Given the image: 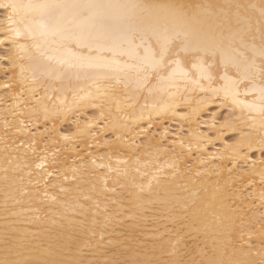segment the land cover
Listing matches in <instances>:
<instances>
[{"label": "snow or ice", "instance_id": "obj_1", "mask_svg": "<svg viewBox=\"0 0 264 264\" xmlns=\"http://www.w3.org/2000/svg\"><path fill=\"white\" fill-rule=\"evenodd\" d=\"M0 48V61L8 62L10 79L21 86L14 93L12 84L0 85L18 110L11 113L19 119L16 131L36 129L31 141L23 142V153L12 157L11 171L22 173L12 179L23 182L26 176L54 210L71 208L83 217L60 212L66 223L58 246L37 245L35 257L16 258L22 254L6 240L0 264H86L116 216L133 220L149 213L167 221L170 234L162 243L131 251L124 264H264V0H0ZM217 101L223 111L212 117L223 123L216 138L231 130L238 139L221 140L223 150L211 154L227 161L215 174L246 163L244 147L258 145L262 155L260 170L252 173L259 186L252 179L244 182L252 187L247 197L227 182L197 179L205 173L196 168L193 175L187 163L193 149L203 153L211 142L191 128L193 118L198 122L199 112ZM88 107L98 114L83 124L73 121L75 132L58 129L62 117ZM176 116L189 129L182 124L170 141L173 147H167V128L160 140L148 129ZM4 120L7 150V115ZM104 134L112 138L101 142ZM141 134L147 144L137 143ZM61 140L63 149L50 147ZM80 144L105 154L97 158L88 152L85 158L77 151ZM66 151H77L80 163L73 159L69 165ZM198 159L203 164L208 157ZM4 171L8 180L9 169ZM69 179L72 183H65ZM109 181L119 186V196L106 195L117 191ZM248 199L259 204H246ZM253 240L260 242L256 252ZM237 252L249 258L240 259Z\"/></svg>", "mask_w": 264, "mask_h": 264}, {"label": "bare ground", "instance_id": "obj_2", "mask_svg": "<svg viewBox=\"0 0 264 264\" xmlns=\"http://www.w3.org/2000/svg\"><path fill=\"white\" fill-rule=\"evenodd\" d=\"M181 2H191L198 3L203 2V0H181ZM235 3L249 4V3H259V0H232ZM2 53V54H1ZM4 54V49L0 48V55ZM18 72V70H17ZM12 77V72L9 70L7 61H0V85L8 82L13 85L14 93H19L20 85L15 79H10ZM59 88L61 87L60 81L51 82ZM59 95V93H55ZM69 98H71V91L67 92ZM7 99V104L4 100ZM23 99L28 101L27 92L24 93ZM14 101L12 95H6V90L0 86V258L5 256L6 240L8 244L16 245V249L22 256H17L16 258H26L35 257L39 255V250H37V245H42L43 248H49L50 246L55 248L58 246V237L62 234L63 229L61 224L66 223L62 219L60 212H66L68 216H75L77 219H83L82 216H78V210L72 211L71 208L60 209L56 211L44 199L43 189L40 193H37L33 185L28 184V178L25 176L23 182L18 178L13 180L12 177L16 175L19 177L22 173H13L12 168L15 167V160L12 157L17 154H22L25 150L26 144L23 142H30L31 132H35V127L29 125V131L23 133L17 132L16 129L20 127L19 119L14 117L11 113L13 111H18L12 107ZM23 107V105H21ZM7 109V111H5ZM98 109L88 107L86 109L80 110V112L69 113L67 118H61L58 122V129L61 131H67L69 134L75 132L76 125L73 123L75 120H79L81 124L92 118V114H98ZM223 111L219 108V101L216 103L207 104L198 114L197 118H193L191 123V128L193 130H198L197 135L202 136L205 141L211 140L210 143L204 144L205 151L203 153H197L195 149L193 152L188 154L187 163L193 167V175L196 168H200L202 172L205 173L203 177H197V179H204L210 185H214L217 180L223 185L225 182L230 187L240 188L247 197L248 193L252 190L251 185L245 186L244 182L252 179L255 181L256 185L259 186V176H253V172H258L260 170L259 161L262 159L261 152L258 145L249 150L247 147L242 149V155L246 154L248 156L247 162H240V168L234 169L232 173H229L228 169L220 170V175H216V171L219 166L227 163V161L213 160L211 157L212 153L219 155L218 150H223L224 144L221 143H233L234 139H238L236 133L231 130L224 132L221 139H217V133L220 130V125L223 123L222 117L217 118L216 121L213 120L212 114L214 112ZM7 115L9 129H8V148L6 150L5 143L3 140L5 131V120L4 117ZM156 119V118H154ZM145 127H147V121L142 122ZM215 123V128L212 127ZM184 125L185 131L189 129V123L180 120L179 116L168 117L162 121L154 123L148 132L155 137L156 140H160V134L165 128L169 130L168 137L166 138V146L173 147L170 141L177 139V132L181 125ZM139 131V129H137ZM40 131H43V126L41 125ZM99 133V129H96ZM101 142L103 139H111L110 134H104L103 137H99ZM13 139L16 143H13ZM59 140V136H57ZM137 143L147 144L148 139H146L144 134H141L137 138ZM94 142L90 141V144ZM65 142L60 141L57 145H50V147H56L63 149ZM39 147H43L40 145ZM77 151L80 155L87 158L88 152H93L97 154V158L105 154L103 148H98L95 146H86L80 144ZM77 151H66L62 154L69 157L67 163L69 165L73 164V159L75 163H80V158L77 157ZM141 151H143L141 149ZM204 155L208 159L201 164L199 162L198 156ZM6 160H12L11 163H6ZM116 157H113V164H115ZM256 162V167L252 168V162ZM8 168L7 173L9 179L5 180V168ZM232 165L229 164L228 168ZM247 171V175L245 174ZM51 179H55L52 177ZM65 183H72L71 179ZM109 185L116 187V192H109L108 196H119L121 190L118 185H113L112 181H109ZM49 191H55L54 189H49ZM246 204L258 205L259 202L254 199L246 200ZM247 210V209H246ZM167 221L162 219H157L154 214L149 213L143 218L129 220L124 216H116L112 221V227L104 234V239L100 243L98 250L88 252L86 256V264L91 262V264H124V261L130 259L131 251L141 249L143 246L151 247L153 244L158 242H163L162 237L166 234H170L171 226L166 229ZM247 239V237H245ZM96 240H100L99 234L96 236ZM187 244H193L192 240H187ZM242 243V242H241ZM253 244L256 247L253 248V252L259 250L260 242L258 240H253ZM246 248L247 245H244ZM87 251V250H86ZM15 255V253H14ZM237 257L240 259H248L244 253L237 252ZM252 259H259L258 256L251 257Z\"/></svg>", "mask_w": 264, "mask_h": 264}, {"label": "rangeland", "instance_id": "obj_3", "mask_svg": "<svg viewBox=\"0 0 264 264\" xmlns=\"http://www.w3.org/2000/svg\"><path fill=\"white\" fill-rule=\"evenodd\" d=\"M2 54V53H1Z\"/></svg>", "mask_w": 264, "mask_h": 264}]
</instances>
